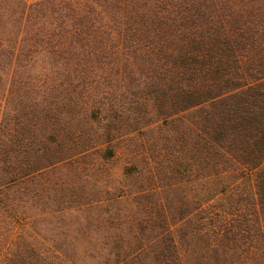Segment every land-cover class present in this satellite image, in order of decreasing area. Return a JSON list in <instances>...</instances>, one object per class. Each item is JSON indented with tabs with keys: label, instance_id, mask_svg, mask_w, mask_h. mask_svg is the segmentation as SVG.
Segmentation results:
<instances>
[{
	"label": "trees",
	"instance_id": "obj_1",
	"mask_svg": "<svg viewBox=\"0 0 264 264\" xmlns=\"http://www.w3.org/2000/svg\"><path fill=\"white\" fill-rule=\"evenodd\" d=\"M0 264H264V0H0Z\"/></svg>",
	"mask_w": 264,
	"mask_h": 264
},
{
	"label": "rangeland",
	"instance_id": "obj_2",
	"mask_svg": "<svg viewBox=\"0 0 264 264\" xmlns=\"http://www.w3.org/2000/svg\"><path fill=\"white\" fill-rule=\"evenodd\" d=\"M30 3L36 2V1H40V0H28Z\"/></svg>",
	"mask_w": 264,
	"mask_h": 264
}]
</instances>
